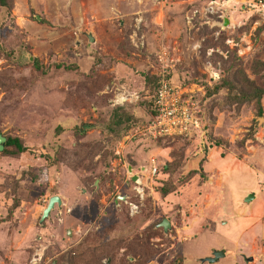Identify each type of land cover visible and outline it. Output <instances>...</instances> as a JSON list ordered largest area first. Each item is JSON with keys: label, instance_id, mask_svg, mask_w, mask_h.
<instances>
[{"label": "rangeland", "instance_id": "374dc122", "mask_svg": "<svg viewBox=\"0 0 264 264\" xmlns=\"http://www.w3.org/2000/svg\"><path fill=\"white\" fill-rule=\"evenodd\" d=\"M0 45V130L25 146L0 152V264H56L96 234L104 264H264V211L251 208L264 205V94L259 115L203 87L235 72L264 85L252 71L264 0H14L0 8ZM164 68L199 102L197 140L140 135L156 86L145 76ZM229 168L241 190L225 186ZM55 194L61 207L39 223ZM212 249L224 254L200 259Z\"/></svg>", "mask_w": 264, "mask_h": 264}, {"label": "trees", "instance_id": "16d2710c", "mask_svg": "<svg viewBox=\"0 0 264 264\" xmlns=\"http://www.w3.org/2000/svg\"><path fill=\"white\" fill-rule=\"evenodd\" d=\"M13 1L14 0H0V8L5 10L7 13L10 14L11 9L13 7ZM7 56L8 53L2 49V46L0 45V57L1 56ZM261 70H264V59L259 60L256 59L255 63L253 64L252 71L253 72H259ZM238 72H235L233 75H231L228 78H222V80L218 84H214L213 87H209L208 85H204V92L205 95H209L210 93H213L217 91L220 87H224L226 90V93L224 95V101L223 103L227 106H230L231 104H234L237 108H239L240 105L244 103H249L250 101L254 102L257 107V114H261L262 107L260 104V98L264 94V85H257L253 79H251L249 76H247L245 73H242V75H238ZM158 74H146L145 76V87L148 83L156 81V86L152 85L151 90L153 89L151 93L152 98L158 88V81H159ZM203 92V94H204ZM202 94V95H203ZM199 103V102H198ZM201 105V104H200ZM153 104L150 101L149 102V110H151V116L155 114V109L153 108ZM120 107V110L123 111ZM119 107H115V118L111 119V128L116 127V125H120L122 119L119 117ZM119 117V118H118ZM150 121V119H149ZM124 129V128H123ZM170 139V137H158L154 138L153 140L158 141L159 139ZM176 139L180 137H175ZM25 150V146H23L20 142V139L18 137H12L8 136L6 137V141L4 143V148L1 152H4L5 154L14 155L17 153H22ZM172 164H167L168 167H166V171L168 172ZM170 166V167H169ZM161 191L164 194H168L169 192H172V188H167L166 185L161 188ZM1 222V220H0ZM149 228H155L154 225H151ZM141 240H137L138 243L142 242V237H140ZM90 243H84L83 248L79 249L76 248L74 250H71L67 259L65 260L63 255L58 256V259L56 264H104L101 263V255L106 254L104 256L108 257L111 256V253L107 252L108 250L103 247L104 242L102 236L99 234H96L95 236L89 237ZM136 246L133 247V251L136 250ZM125 260H129V258L125 257ZM138 264V263H135ZM141 264V262L139 263Z\"/></svg>", "mask_w": 264, "mask_h": 264}, {"label": "built area", "instance_id": "2783aa9c", "mask_svg": "<svg viewBox=\"0 0 264 264\" xmlns=\"http://www.w3.org/2000/svg\"><path fill=\"white\" fill-rule=\"evenodd\" d=\"M261 4V3H260ZM164 68L159 72L158 88L154 96L150 99L155 109V114L150 117L147 131L140 134L144 138L158 137H191L195 129L200 126L198 115V100L190 93L191 90L180 87L173 83L170 73ZM138 132H130L122 142H128L130 138L137 137ZM141 137V138H142ZM148 172L155 174L157 166L154 158L150 159ZM136 182H142L139 176ZM141 195L142 189L137 188ZM136 207L135 205H132Z\"/></svg>", "mask_w": 264, "mask_h": 264}, {"label": "water", "instance_id": "95a60500", "mask_svg": "<svg viewBox=\"0 0 264 264\" xmlns=\"http://www.w3.org/2000/svg\"><path fill=\"white\" fill-rule=\"evenodd\" d=\"M228 23V19L226 17H223V23L221 24L222 26L226 25ZM88 37L91 41H93V37L88 34ZM6 141V136H4V134L2 133V131L0 130V152L3 150L4 148V143ZM132 170V169H131ZM138 176H135L133 178V180H136ZM252 194L246 196L245 200H248L249 197H251ZM118 198L124 200L125 197H120L118 196ZM55 205L60 208L62 205V200L61 197L57 194L52 195L48 198L47 204L44 208H42L40 217H39V223H42L49 215L51 210L55 207ZM161 226L164 228V230L166 232H168L169 228H172V223L167 219V218H163L160 223L158 224V227ZM71 230H69L70 232ZM223 250L222 249H212L210 254H206L204 256H201L200 259H210L211 261L216 260L219 256L223 255ZM246 261V258H244Z\"/></svg>", "mask_w": 264, "mask_h": 264}, {"label": "crops", "instance_id": "0c3cea01", "mask_svg": "<svg viewBox=\"0 0 264 264\" xmlns=\"http://www.w3.org/2000/svg\"><path fill=\"white\" fill-rule=\"evenodd\" d=\"M204 126H203V123L202 122H200V126L198 127V128H196L195 129V132L193 133V135L191 136V137H180V139H186V140H188L189 142L191 141V140H197V138L199 137V136H204V134H205V130H204ZM199 130H202V132L201 133H199L198 135L197 134H195L197 131H199ZM179 137V136H178ZM195 137V138H194ZM175 138V137H174ZM174 138H171V139H174ZM191 139V140H190ZM201 141H202V148H200L201 150L203 149V147H204V141L201 139ZM218 166H220L221 165V162H218ZM146 167V166H145ZM144 167V168H145ZM229 169H233V170H229L228 172L226 171V169L225 170H223V172H221L222 173V179L224 180V178H225V186L226 187H228V186H230V187H232L233 189H231V188H229L228 187V189L229 190H235L237 187H239L240 188V190L242 189V187H240V185H241V179H240V175H239V177L238 176H236V170H234V168H229ZM146 170V169H145ZM233 171V172H232ZM140 175H138V177H139ZM135 177V176H134ZM138 177H137V179H138ZM136 179V180H137ZM135 180V181H136ZM236 186V187H235ZM240 194H242V193H240ZM240 194L238 195L239 197H240ZM257 193H255V195H253L252 194V196L251 197H249L248 198V200H245L244 202H248V201H251L252 199H255V197H257ZM233 197V196H232ZM234 198V197H233ZM246 198V197H245ZM251 208H253L254 210H255V212H256V214H259V212H260V210H262V211H264V205H258V206H256V207H251ZM250 208V209H251ZM223 253H224V251H223Z\"/></svg>", "mask_w": 264, "mask_h": 264}, {"label": "clouds", "instance_id": "9594fccd", "mask_svg": "<svg viewBox=\"0 0 264 264\" xmlns=\"http://www.w3.org/2000/svg\"><path fill=\"white\" fill-rule=\"evenodd\" d=\"M136 206V204H134Z\"/></svg>", "mask_w": 264, "mask_h": 264}]
</instances>
